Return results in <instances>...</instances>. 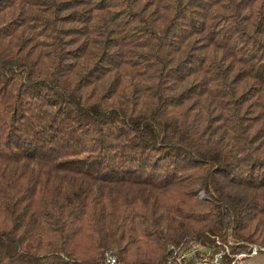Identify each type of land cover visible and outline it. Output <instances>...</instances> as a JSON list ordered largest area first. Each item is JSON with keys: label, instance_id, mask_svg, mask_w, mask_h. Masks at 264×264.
Segmentation results:
<instances>
[{"label": "trees", "instance_id": "16d2710c", "mask_svg": "<svg viewBox=\"0 0 264 264\" xmlns=\"http://www.w3.org/2000/svg\"><path fill=\"white\" fill-rule=\"evenodd\" d=\"M230 236L264 254V0H0V264Z\"/></svg>", "mask_w": 264, "mask_h": 264}, {"label": "built area", "instance_id": "2783aa9c", "mask_svg": "<svg viewBox=\"0 0 264 264\" xmlns=\"http://www.w3.org/2000/svg\"><path fill=\"white\" fill-rule=\"evenodd\" d=\"M215 243L220 245V250L207 248L197 242L181 243L178 247L172 248V253L165 260L155 264H244L248 257L255 256L262 249L251 247L249 252L232 253L230 247L242 243L232 241L228 238V244H222L217 237H213ZM106 264H119L111 252H105Z\"/></svg>", "mask_w": 264, "mask_h": 264}, {"label": "rangeland", "instance_id": "374dc122", "mask_svg": "<svg viewBox=\"0 0 264 264\" xmlns=\"http://www.w3.org/2000/svg\"><path fill=\"white\" fill-rule=\"evenodd\" d=\"M204 197H205V195L203 193H200L199 194V199L203 200V199H205ZM207 235H208V233H207ZM192 239H194V238L186 237V240L184 239L185 241L183 240V243H188L190 241L191 242H196L195 240H192ZM232 241H234L233 243L235 244V240H234L233 237H232ZM247 246H248V249L246 251H244V252H249V250H250L251 247H257L258 248L257 245H247ZM111 251H113V250L108 251V253L111 252ZM260 252H261V250L259 251V253ZM167 253H168V255H170L172 253V249L169 248V250H168ZM259 253L257 255H255V256L248 257L245 260L244 264H264V254H259Z\"/></svg>", "mask_w": 264, "mask_h": 264}]
</instances>
